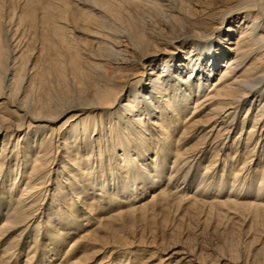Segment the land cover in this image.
<instances>
[{
  "label": "bare ground",
  "instance_id": "1",
  "mask_svg": "<svg viewBox=\"0 0 264 264\" xmlns=\"http://www.w3.org/2000/svg\"><path fill=\"white\" fill-rule=\"evenodd\" d=\"M0 264H264V0H0Z\"/></svg>",
  "mask_w": 264,
  "mask_h": 264
},
{
  "label": "rangeland",
  "instance_id": "2",
  "mask_svg": "<svg viewBox=\"0 0 264 264\" xmlns=\"http://www.w3.org/2000/svg\"><path fill=\"white\" fill-rule=\"evenodd\" d=\"M245 116V115H244ZM243 116V118H244ZM235 134L233 135V137ZM235 139H232L233 142ZM207 164L204 163V165ZM149 199V198H148ZM182 210L172 212L170 215H159L140 219L126 227L123 233L124 241L167 243L172 240L185 247L200 249L205 245H214L211 225H202L199 219L183 218ZM184 219V220H181Z\"/></svg>",
  "mask_w": 264,
  "mask_h": 264
}]
</instances>
